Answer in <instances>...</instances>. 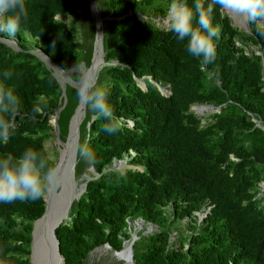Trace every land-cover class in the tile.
<instances>
[{
    "label": "trees",
    "instance_id": "1",
    "mask_svg": "<svg viewBox=\"0 0 264 264\" xmlns=\"http://www.w3.org/2000/svg\"><path fill=\"white\" fill-rule=\"evenodd\" d=\"M103 1L105 15L102 1L95 4L108 17L101 23L108 64L97 75L124 125L108 135L102 130L105 121L84 108L74 175L84 164L78 156L84 143L93 154L88 163L94 174L89 172L67 219L54 229L63 264H83L104 244L120 250L129 238L128 222L138 219L157 230L138 234L131 246L135 264H264V207L258 190L264 185V39L231 26L214 6L216 58L203 65L187 54L186 41L152 18L164 17L172 0ZM25 3L28 22L13 37L18 50L0 41V80L10 70L6 83L21 100L13 134L7 144L0 143V153L18 156L32 147L48 156L44 141L52 131L50 118L58 110V136L64 141L78 99L76 88L64 84L62 105L59 82L29 52L28 41L59 68L76 62L88 66L94 23L86 0ZM67 16L81 21L80 34L62 21ZM248 45L256 46L258 54H245ZM37 101L44 114L33 119ZM206 104L213 111L204 117L189 110ZM130 150L131 167L111 168ZM207 205L209 212L196 224L194 212ZM168 206L170 212L164 209ZM43 209V199L0 203V264H29L31 223ZM183 219L191 222L189 234L176 245L169 243L170 230Z\"/></svg>",
    "mask_w": 264,
    "mask_h": 264
},
{
    "label": "clouds",
    "instance_id": "2",
    "mask_svg": "<svg viewBox=\"0 0 264 264\" xmlns=\"http://www.w3.org/2000/svg\"><path fill=\"white\" fill-rule=\"evenodd\" d=\"M214 6H219L220 15L227 17L230 22L231 17L238 30L252 32L258 38L264 39V0H194L193 4H189L187 0H172L168 13L166 12L168 28L180 41H186L187 54L203 65L213 63L216 58L215 40L219 38V28L213 24ZM95 7L99 8L98 2ZM222 10L229 17L223 15ZM28 19L25 0H0V34L14 37L20 31L21 25L27 24ZM5 39L8 38L0 37V41L4 43ZM235 45L240 46L239 41ZM56 69L62 72L65 80L75 84L78 103L90 110L94 119L105 121L102 126L104 132L115 135L121 131L124 120L115 114L109 102L108 88L99 83V77L93 69L80 62H76L71 68ZM11 76L12 72L6 70L3 72L4 79L0 80L2 144L9 142L15 128V119L20 114L21 100L15 87L6 83ZM32 113L33 119L44 114V108L39 101L34 104ZM129 153L134 154L132 150ZM78 156L86 162L93 159L87 143L78 147ZM65 180L62 170L50 164V158L43 152L32 147L26 148L18 156L0 153V203L41 200L48 192L62 187ZM210 208V205L202 206L194 215L201 213L205 217Z\"/></svg>",
    "mask_w": 264,
    "mask_h": 264
},
{
    "label": "water",
    "instance_id": "3",
    "mask_svg": "<svg viewBox=\"0 0 264 264\" xmlns=\"http://www.w3.org/2000/svg\"><path fill=\"white\" fill-rule=\"evenodd\" d=\"M86 2L89 8V15L92 17L93 23H94V36H93V41H92L91 57H90L88 67L92 69V65L95 59L96 46L99 43L101 47V58L99 60V64H98L99 66L97 68L99 71L101 67L108 64V62L104 61L102 43H101V38H102L101 23L103 20L107 19L108 17L100 15L99 11L95 7L94 0H86ZM5 44L13 50H18V47L16 46L14 41L5 39ZM29 52L33 54L34 56H36L40 61H42L45 66L50 68L52 71V75L56 79H57L56 77L57 73H58L57 75L60 76V79H57V81L59 82V85L61 87V96H63V102H62V105H63L65 101L64 93H63L64 84H69L72 87L76 88L75 84L70 81L65 80L62 72L56 69L59 67L52 60H50V58L40 49L38 51L30 50ZM97 73L98 72H96V74ZM158 90L164 95L169 94V90L161 86H158ZM203 107L207 109L212 108L210 104L203 105ZM83 108L84 107H82L79 103H77V106L68 121L67 134H66L64 141H61L58 136V128H57V123H56L57 117H58V110L55 111L49 123L52 126V131L54 133V136H55V139L58 145L62 146L63 143L66 142L68 138V132L70 129L71 120L77 115L78 111L79 112L83 111ZM208 111H211V110H208ZM255 124L258 126L257 122H255ZM75 132L77 133V138L73 144L72 152L70 153L68 151H65V153L60 158V149H59L57 161L55 164H53L55 166H58L62 170V172H64V174L66 172L67 173L69 172L71 179H73V168H74V164L76 161V150H77V142H78V126L75 127ZM117 162L120 163L121 160H117ZM84 186H85V183H84ZM83 190H84V187H83ZM53 194H54V190L46 194V196L43 198V205H44L43 212L41 213L39 217L34 219L31 223L29 254H28L29 264H63V258L60 255L59 250H58L59 244L54 235V229L67 218V213L61 214L57 211L58 203L52 198ZM137 222L140 225L142 220H138ZM128 225H130L129 222H128ZM135 240H136V236L132 235L126 246L128 258H129V261H131V264H135L134 260L132 259V253H131L132 252L131 246ZM122 245L123 246L120 250L118 251L112 250V253L115 254L123 250L124 244L122 243ZM102 247L110 249L107 244H104Z\"/></svg>",
    "mask_w": 264,
    "mask_h": 264
},
{
    "label": "rangeland",
    "instance_id": "4",
    "mask_svg": "<svg viewBox=\"0 0 264 264\" xmlns=\"http://www.w3.org/2000/svg\"><path fill=\"white\" fill-rule=\"evenodd\" d=\"M100 1H102L101 4H103L102 5V9L105 10L106 6L104 4V1L103 0H100ZM100 9H101V6H100ZM167 13H166V15L164 17L152 16V18H154V20L156 21L157 25H163V26H167L168 27V24L166 22L167 21V18H166L167 17ZM103 14L104 15L107 14L106 10L103 12ZM222 14L223 15H227L226 13L223 12V10H222ZM138 16H140V14H138ZM56 18L59 19L58 16H56ZM229 18L231 20L230 23L232 24V26L236 27V23L232 21L231 17H229ZM62 21L65 22L67 25H72L73 29L77 32V34H80L81 30H80V26L79 25H80L81 21L79 19L67 16V17L63 18ZM6 38H8L9 40L15 42L13 37H9L8 36ZM1 40H3V39H1ZM28 45H31V48H32L31 51H38L39 50V48L36 47L34 45V43L31 42V40L28 41ZM237 45H239V44H237ZM243 51H244L245 54H248V55L251 52H254L255 54H258V52H257L258 49L254 45L246 46ZM57 74H56L57 79H60V76L57 75ZM137 82H138V85L143 86L141 80H138ZM199 108H200V105H191L189 107V110L194 112V113H196V115H198L200 117L206 116L207 114L211 113L212 110H213V108H211V109H208V110H211V112L207 111V110L199 112L198 111ZM51 119L52 118H50V120ZM82 119L83 118L81 117V120ZM81 120H80V122H81ZM201 121L203 122V119ZM73 133H74V129H73ZM82 133H83V130H82V128H80V134H82ZM70 139H71V135L68 138V141ZM44 148H45V150L47 152L48 157L55 164L56 161H57L60 145H58V143H57V141L55 139L53 131H50L48 133V137L44 141ZM130 156H132V154H130V153H129V155H125L124 158L121 160L120 164H118V162H116V161L113 162L114 164L111 165V168L122 170V169H124L126 167H131L132 165L127 162V160L129 159ZM89 172L94 174L93 171L90 168V165H89L88 161L87 162L84 161L83 167L81 165V171L80 172L76 171L75 175H74V170H73V179H74V181L76 183L77 188H80V193L83 192L82 190H83V187H84V183H85V180L88 179ZM63 185H62V187H63ZM62 187L56 189V195L57 196L60 194ZM258 190H259L260 195L262 196V203L261 204L264 207V185H262L260 183ZM73 193H74L73 190H71V188L69 187V189L67 190V192L65 194V198H67L68 196H72L73 197ZM74 199H76V198H74ZM164 209H166V211L170 212V207L169 206L165 207ZM68 212H69V209H68ZM68 212H67V214H68ZM195 216H196V224H199L203 220V217H204L203 215H201V213H198V215H195ZM169 219H171L170 215H169ZM137 221L138 220H134L133 222L130 223L131 226L128 228L129 238L125 239L123 241V244L128 243V241L130 240L132 235H135L136 236V240H137V237H138L139 233L145 235V234H151V233H153L154 231L157 230V228L154 225H152V224H149V223L147 224V223L142 221L140 223V225H139ZM179 223H181V224L180 225L178 223L176 224V222L173 223V224H176L177 227H174L173 229L170 230V232H169V243L174 241L175 245H176L177 243H179L181 241V239H180L181 235L183 236L182 238H185L187 236V234H189L190 230L187 228V224H190L191 222L190 221H185L183 219ZM132 259H133V254H132ZM83 264H126V263L121 261V260H119V259H117L116 256L113 255L111 249H107V248H104V247H99V248H95L93 251H91L88 254V257L85 259Z\"/></svg>",
    "mask_w": 264,
    "mask_h": 264
},
{
    "label": "bare ground",
    "instance_id": "5",
    "mask_svg": "<svg viewBox=\"0 0 264 264\" xmlns=\"http://www.w3.org/2000/svg\"><path fill=\"white\" fill-rule=\"evenodd\" d=\"M100 58H101V47H100V44L98 43V45L96 46L95 59H94L93 65H92V69L95 72H98L97 68L99 66L98 64H99ZM205 110L208 111L207 108H205L203 106H200L198 111L202 112V111H205ZM82 113L84 114V108H83V111H81V112L78 111L77 115L71 120L70 128H71L72 122L74 121V124H73L74 133L71 135V139L68 141L69 133H70V129H69L68 138H67L66 142L63 143L62 146L60 145V158L65 153V151H68L70 153L72 152L73 144H74V142H75V140L77 138V133L75 132V127L79 126V122L81 120ZM64 175L66 176V180H65V183H64V185H63V187L61 189L60 194L57 196L56 195V189H54V194H53V197H52L58 203L57 211L59 213H61V214H64V213L66 214L68 212L70 203L72 202V200L74 198H77L79 196V194H80V188H77L75 181L73 179H71L70 173L66 172ZM69 187L74 192L73 193V197L72 196H68L67 198H65V194H66L67 190L69 189ZM126 246H127V243L124 244V249L123 250H121L120 252L115 253L113 255H115L117 259L125 262L126 264H131V261H129V258H128Z\"/></svg>",
    "mask_w": 264,
    "mask_h": 264
}]
</instances>
